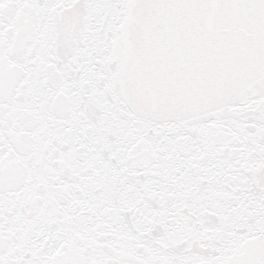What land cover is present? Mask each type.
<instances>
[{"label":"snow or ice","instance_id":"snow-or-ice-1","mask_svg":"<svg viewBox=\"0 0 264 264\" xmlns=\"http://www.w3.org/2000/svg\"><path fill=\"white\" fill-rule=\"evenodd\" d=\"M0 264H264V0H0Z\"/></svg>","mask_w":264,"mask_h":264}]
</instances>
